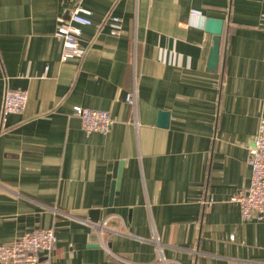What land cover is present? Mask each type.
I'll use <instances>...</instances> for the list:
<instances>
[{"label":"crops","instance_id":"0c3cea01","mask_svg":"<svg viewBox=\"0 0 264 264\" xmlns=\"http://www.w3.org/2000/svg\"><path fill=\"white\" fill-rule=\"evenodd\" d=\"M69 5L0 0V246L54 229L52 264H156V238L169 264H264V222L231 201L264 119V0H83L122 32L82 27L85 58L63 61ZM210 19L224 22L216 69ZM7 89L28 103L3 124ZM75 107L108 111L111 131L86 134ZM105 219L121 260L88 224Z\"/></svg>","mask_w":264,"mask_h":264},{"label":"built area","instance_id":"2783aa9c","mask_svg":"<svg viewBox=\"0 0 264 264\" xmlns=\"http://www.w3.org/2000/svg\"><path fill=\"white\" fill-rule=\"evenodd\" d=\"M66 7L57 19L56 37L62 43V60L78 58L83 60L86 51L80 48L82 27L94 26L101 31L110 27V34L119 37L122 32V20L109 13L104 21L95 25L93 13L82 7L83 0H68ZM196 12L192 16H197ZM126 102L134 111L135 123L138 124V94L134 91L128 93ZM28 103V94L22 90L7 89L3 98L2 123L13 114L22 113ZM73 115L77 117L86 134H108L115 122L112 115L105 110L75 107ZM248 165L252 169V181L248 189L240 191L231 199L240 206L244 221L264 222V119H261L258 133L249 149ZM98 239L99 246L112 258L121 260L110 248L108 232H112L110 220L105 219L99 223H88ZM234 240V237H232ZM58 237L54 229H36L15 239L10 244L0 246V264H52V254L57 246ZM159 257L156 264H169L162 253L158 239Z\"/></svg>","mask_w":264,"mask_h":264},{"label":"water","instance_id":"95a60500","mask_svg":"<svg viewBox=\"0 0 264 264\" xmlns=\"http://www.w3.org/2000/svg\"><path fill=\"white\" fill-rule=\"evenodd\" d=\"M224 22L219 20L210 19L207 23V31L213 33L218 39L214 43V48L211 51L210 58V67L211 69H216L219 63V54H220V38L223 34ZM170 122V113L169 112H159L158 126L162 128H167ZM122 165V164H120ZM120 172L116 177V184L119 185L120 182ZM115 188L113 189L114 193Z\"/></svg>","mask_w":264,"mask_h":264},{"label":"trees","instance_id":"16d2710c","mask_svg":"<svg viewBox=\"0 0 264 264\" xmlns=\"http://www.w3.org/2000/svg\"><path fill=\"white\" fill-rule=\"evenodd\" d=\"M224 36V35H223ZM222 46H223V41H222V38H221V42H220V51L222 49Z\"/></svg>","mask_w":264,"mask_h":264}]
</instances>
